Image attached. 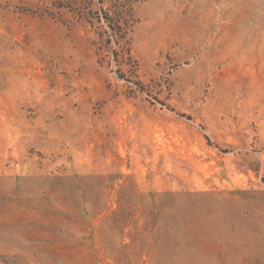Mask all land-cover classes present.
Returning <instances> with one entry per match:
<instances>
[{
  "label": "rangeland",
  "instance_id": "374dc122",
  "mask_svg": "<svg viewBox=\"0 0 264 264\" xmlns=\"http://www.w3.org/2000/svg\"><path fill=\"white\" fill-rule=\"evenodd\" d=\"M0 264H264V0H0Z\"/></svg>",
  "mask_w": 264,
  "mask_h": 264
}]
</instances>
